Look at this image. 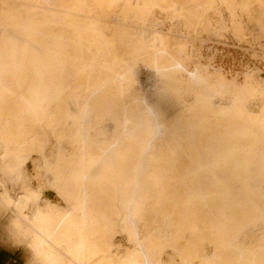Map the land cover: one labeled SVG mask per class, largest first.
<instances>
[{
    "label": "rangeland",
    "instance_id": "rangeland-1",
    "mask_svg": "<svg viewBox=\"0 0 264 264\" xmlns=\"http://www.w3.org/2000/svg\"><path fill=\"white\" fill-rule=\"evenodd\" d=\"M0 198V264H264V0H0Z\"/></svg>",
    "mask_w": 264,
    "mask_h": 264
},
{
    "label": "bare ground",
    "instance_id": "bare-ground-1",
    "mask_svg": "<svg viewBox=\"0 0 264 264\" xmlns=\"http://www.w3.org/2000/svg\"><path fill=\"white\" fill-rule=\"evenodd\" d=\"M176 10H177V8H176ZM114 22H115V20H114ZM117 22V21H116ZM119 22V21H118ZM114 24V23H113ZM109 28V27H108ZM109 30V29H108ZM112 31V30H111ZM106 39H107V37H106ZM159 41H161V40H159ZM158 41V42H159ZM157 42V43H158ZM160 46H163V44L162 43H160ZM152 47H155V51L156 50H158V48H157V46H153V44H152ZM161 52V51H160ZM168 55V54H167ZM117 56V55H116ZM148 66V65H147ZM151 76V75H150ZM146 108H148V107H146ZM149 109V108H148ZM153 116V115H152ZM154 118V117H153ZM158 127V126H157ZM161 127H162V125H161ZM164 130H166V127H163V129H161L160 128V126H159V128H157V130H156V132H162V131H164ZM40 174L39 173H37L36 171H31L30 172V177H31V179H32V181H34L37 185V187L39 188V189H41V190H43V187L44 186H42V180H41V178H40ZM10 190H12V188L11 189H9V188H7V193L9 194L10 193ZM25 190V193L27 194V197H28V199L29 198H31V196H32V194H31V192H29V193H27L28 192V190L27 189H24ZM7 194V195H8ZM2 198V197H1ZM0 198V199H1ZM9 198V197H8ZM47 198H50L51 200H53V201H56L57 200V197H55V196H48ZM20 199V198H19ZM9 201V200H8ZM24 201V200H23ZM1 203V202H0ZM6 203V202H5ZM4 203V204H5ZM3 204V203H2ZM8 204V203H7ZM57 214V213H56ZM37 218H38V220H36V221H31L29 218H27V217H24V220L22 221V222H24L25 223V225H26V227L28 226V228L29 229H33V228H44V230L46 231V230H48L49 229V227H51L52 226V223H53V220H54V215H53V210L52 209H48L47 211H45V212H43V213H41V215H40V213H38L37 214ZM21 221V220H20ZM56 221V220H55ZM36 230V229H35ZM39 235V234H38ZM51 235V234H50ZM53 237V236H52ZM39 238V237H38ZM55 240V239H54ZM43 241L45 242V239H43ZM53 241V240H52ZM56 241V240H55ZM49 242V241H48ZM50 243V242H49ZM48 245V244H47ZM54 245V244H53ZM52 245V246H53ZM51 247V246H50ZM53 247H55V246H53ZM52 248V247H51ZM61 251V250H60ZM59 251V252H60ZM56 252V251H55ZM73 261V260H72ZM254 264V263H253Z\"/></svg>",
    "mask_w": 264,
    "mask_h": 264
}]
</instances>
